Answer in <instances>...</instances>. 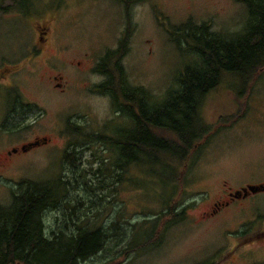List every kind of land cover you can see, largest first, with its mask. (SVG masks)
Masks as SVG:
<instances>
[{"label": "rangeland", "instance_id": "374dc122", "mask_svg": "<svg viewBox=\"0 0 264 264\" xmlns=\"http://www.w3.org/2000/svg\"><path fill=\"white\" fill-rule=\"evenodd\" d=\"M16 1L0 0L9 12L0 13V204L8 206L26 180L63 184L59 195L67 201L48 211L47 230L77 235V229L102 226L107 235L98 254L81 264H264V192L214 206L229 202L230 192L264 184V69L251 83L225 78L205 96L201 116L211 133L179 181L155 178L149 165H133L117 178L116 154L92 138L132 124L115 111L111 95L99 92L106 78L96 70L127 31L121 60L126 82L158 102L193 62L178 48L175 29L191 19L233 37L247 24L245 3L34 0L39 15L46 7L52 12L47 17H53L54 30L48 50L28 59L31 34L28 38L25 20L12 11ZM18 92L25 102L16 97L18 106L9 109ZM26 112L33 125L17 128L18 113ZM36 139L40 144L29 152L8 157V151ZM81 147L79 165L65 158ZM171 199L180 202L176 213L185 209L183 223L167 225L170 217L163 213Z\"/></svg>", "mask_w": 264, "mask_h": 264}, {"label": "trees", "instance_id": "16d2710c", "mask_svg": "<svg viewBox=\"0 0 264 264\" xmlns=\"http://www.w3.org/2000/svg\"><path fill=\"white\" fill-rule=\"evenodd\" d=\"M242 2L248 10L243 33L233 37L221 35L213 32L209 24L198 25L191 19L175 29L173 38L178 48L191 56L193 62L178 76L176 88L158 102H153L150 93L143 88L132 87L126 82L121 60L123 48L129 43V31L119 48L108 51L100 60L96 70L104 74L106 80L97 87L99 92L111 95L115 111L125 114L133 124L132 128L113 135L92 137L116 154L113 166L119 168L117 178L125 175L124 169L128 171L133 165H149L155 178L169 183L181 180L187 161L211 133L201 116L205 96L225 78L251 83L264 69V0ZM126 83L130 86L127 91ZM16 97L25 102L18 92L9 109L18 106ZM15 126L18 128V123ZM72 128L84 134L82 126L72 124ZM84 150V147L79 151L70 150L65 158L68 156L79 165L78 159ZM156 167L161 170L157 172ZM63 189V184L30 179L12 192L8 206L0 204V264H81L98 254L107 237L102 226L91 231V227L77 229V235H69L64 230H47L48 211L57 209L63 198L66 200L59 195V190ZM170 203L163 213L164 217H170L167 225L183 223L185 209L176 213L180 202L171 199ZM127 256L121 254L120 257Z\"/></svg>", "mask_w": 264, "mask_h": 264}, {"label": "flooded vegetation", "instance_id": "af4514ba", "mask_svg": "<svg viewBox=\"0 0 264 264\" xmlns=\"http://www.w3.org/2000/svg\"><path fill=\"white\" fill-rule=\"evenodd\" d=\"M129 1L130 0H126V3H128ZM16 2H18V3H14V5L12 7V11L16 10L18 12L16 14V15H18V18L22 21L25 20L26 26L29 28V31L26 32L27 35H29L28 38H30V34H31V39H30V44H29V49H28V52H30V56L28 57V59L32 58V56L34 57L36 54H40V53L43 54L44 52H46L48 50L49 45L51 44V41H52V34H53V30H54L53 23H52L53 17H51V18L47 17L49 15L53 16L52 12L49 10V8H47L45 6L46 11L43 12L42 14H40L41 17H39L40 11L39 10L37 12L35 11L34 6H33L34 0H18ZM8 8H9V10H11V7H8ZM0 13H3L2 15H4V14L8 15L9 12H7V7H0ZM37 21H39V22H37ZM30 27H32V28L30 29ZM31 60L32 59H30L28 61H31ZM20 62H21V57H20V59H18V64ZM6 63H7L6 60H2V66L5 67ZM102 75L105 78V75L104 74H102ZM54 79H57V78L55 77ZM125 88H126L125 90L127 91L128 87L126 86ZM18 112L21 113L22 110L20 108H18ZM19 113H18V115H19L18 116V128L19 127H30L33 125V122H30L29 117L26 118L27 112L24 115H20ZM119 114H121V113H119ZM21 116H25V117H21ZM132 126H133V124H131V126L128 128H132ZM40 141H41V139H36V140H33L32 142L26 143L23 146L30 145V144H36V143L40 144ZM45 141H46V138H45ZM22 147H20L18 149L14 148L11 151H8L7 152L8 157H10L16 153L20 154V153L29 152L30 149L23 151ZM248 186L249 185H247V187ZM247 187H244V188H247ZM244 188H242V189H244ZM241 190H238V191H241ZM236 192L237 191H235L234 193H232V192L229 193V202H226L224 204H222L221 202L215 203L214 204L215 208L220 209V206H224V207L230 206L231 201L233 202V201L239 199V198H235L232 196V194H235ZM251 195H255V194H249L247 197H249ZM247 197H245V198H247ZM243 198L244 197H242L241 199H243Z\"/></svg>", "mask_w": 264, "mask_h": 264}, {"label": "water", "instance_id": "95a60500", "mask_svg": "<svg viewBox=\"0 0 264 264\" xmlns=\"http://www.w3.org/2000/svg\"><path fill=\"white\" fill-rule=\"evenodd\" d=\"M47 141V140H46ZM39 145V143L36 144H30L22 147L23 151H26L32 147H35ZM260 192H264V184L261 185H249L247 188L242 189L241 191H237L235 194H232L235 198H242L247 197L249 194H257Z\"/></svg>", "mask_w": 264, "mask_h": 264}]
</instances>
